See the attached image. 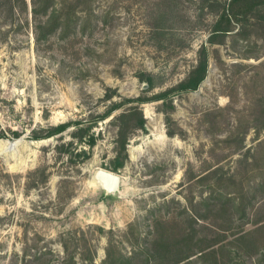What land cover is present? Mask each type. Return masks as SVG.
I'll use <instances>...</instances> for the list:
<instances>
[{
  "label": "rangeland",
  "instance_id": "374dc122",
  "mask_svg": "<svg viewBox=\"0 0 264 264\" xmlns=\"http://www.w3.org/2000/svg\"><path fill=\"white\" fill-rule=\"evenodd\" d=\"M26 1L19 28L7 4L0 12V264H64L71 257L102 264L110 246L114 256L131 257L138 237L151 247L158 232L179 236L195 212L206 216L192 224L197 238L209 240L204 249H218L217 259L197 255L184 264H223L221 246L230 251L226 264H264V229L253 233L248 250L228 242L264 223L254 224L264 221V191L249 220L228 227L225 218L237 212L232 204L222 210V196L237 194L230 179L253 187L261 180L256 168L264 170V30L235 45L229 38L210 57L199 89L176 96L173 110L142 105L146 125L129 140L121 191L103 198L93 175L111 170L119 112L93 129L92 151L86 138L68 154L58 150L73 140V127L41 140L34 133L104 113L109 90L114 100L136 98L180 82L207 43L221 10L216 1L225 0H95L85 31L56 34L39 48ZM77 14L85 16L83 5ZM141 77H149L150 92Z\"/></svg>",
  "mask_w": 264,
  "mask_h": 264
},
{
  "label": "trees",
  "instance_id": "16d2710c",
  "mask_svg": "<svg viewBox=\"0 0 264 264\" xmlns=\"http://www.w3.org/2000/svg\"><path fill=\"white\" fill-rule=\"evenodd\" d=\"M6 1V2H5ZM95 0H84L80 2L79 0H31V12L32 23H33V33L35 39V45L37 48L46 44L51 37L56 34L60 36H67L72 30L80 27L82 31H85L88 22L94 17L93 13V3ZM220 6L221 10L215 23L212 25L209 37L206 44H203L197 53L196 63L192 66V69L188 72L184 79H182L177 84L170 86L164 90L154 93L150 96H139L136 98H122L119 97L118 100H114L116 92L109 90L106 95L105 100L109 102L108 107L102 114H98L96 117L84 121L67 122L56 127L51 128L46 135L35 132L33 138L35 140L46 139L61 135L66 132L71 127L74 128L72 133V141L68 144H62L59 146L58 150L65 154L70 153V148L74 145V142H83L92 149L95 147L97 139L92 133L93 129L97 127L98 123L110 118L116 112L114 119L117 123V154L115 158L110 163V171L113 173H119L120 170L124 169L127 161L129 160L128 145L130 138L135 135L139 130H144L146 125V119L144 118L142 105L147 103H160L162 107L167 110H173V102L176 96L195 92L199 89L201 84L205 81L210 64L211 56H218L220 53V47L224 46L229 38L233 41V44L237 43L239 40L249 39L255 30H264V0H225L224 2L216 1ZM9 6L10 17L13 18V24H16L17 28L21 27L17 16L21 14L28 13L29 6L26 0H0V12H2L5 5ZM83 5L85 10V16H79L77 11L79 7ZM26 24L29 25L28 22ZM238 28L237 32H234ZM141 80L149 81V92L153 89L152 82H150L149 77H141ZM167 110V111H168ZM169 119V118H168ZM13 135L18 136L17 133L12 132ZM0 137L4 138L5 133L0 131ZM86 155V151H82ZM261 161V158L259 159ZM254 164L258 162L254 159ZM256 166V165H255ZM256 168V167H255ZM256 175H260L261 180L255 184L253 187H246L242 181L237 179H230L231 183L236 186L237 194L233 197L230 195L222 196L223 206L222 210L227 211L229 204H232L235 211V215H229L225 220L229 223L228 227L234 222H240L246 218L249 220L247 211L250 206L253 205L255 195L259 191H264V170L262 168H256ZM209 175L203 177L208 179ZM218 184V183H215ZM215 192V187L210 186ZM249 188V189H246ZM215 198V197H214ZM212 197H207L204 202L207 206H212L210 200ZM217 199V198H216ZM216 207V205H215ZM221 212L225 215L227 213ZM195 212V211H194ZM199 219H206L205 215H199L197 212L190 215L189 224L190 229L185 230L179 236L170 238L167 236L165 231L158 232V238L155 239L151 247L142 246L139 244L138 237L136 239V249L133 251V256L124 257L119 254L117 257L114 256L112 247L107 249V257L102 264H162L167 259H171V264H184L192 260L194 256H201V258H206L208 256L214 255L217 259L218 249H215L212 245L207 249H204L203 244L207 243L208 239L197 238V232L192 226L194 222L197 223ZM262 219V218H261ZM260 220V219H258ZM262 223L263 220L257 221ZM160 224L162 222H159ZM258 227L250 231H239L237 236L234 237L229 243H235L239 245L241 250H248L251 245L254 246L256 238L253 233L261 231L264 229V223L258 224ZM227 230V229H223ZM104 232L103 229H101ZM250 235H253L250 239ZM218 243H224L225 239H217ZM217 244V243H215ZM212 248V249H211ZM210 249L209 251H206ZM198 250V251H195ZM204 252V253H203ZM224 252L230 253L227 246H221L219 253L223 255V264H226ZM143 257L144 261L140 263L136 260ZM207 260V259H205ZM87 264H95L92 258ZM221 264L220 260H218ZM217 261V262H218ZM64 264H79L75 258H67Z\"/></svg>",
  "mask_w": 264,
  "mask_h": 264
},
{
  "label": "water",
  "instance_id": "95a60500",
  "mask_svg": "<svg viewBox=\"0 0 264 264\" xmlns=\"http://www.w3.org/2000/svg\"><path fill=\"white\" fill-rule=\"evenodd\" d=\"M148 86L145 85L144 89ZM11 144L9 148H13ZM94 181L101 187L103 198H117L122 186V177L117 173H113L104 169H97L93 175Z\"/></svg>",
  "mask_w": 264,
  "mask_h": 264
},
{
  "label": "bare ground",
  "instance_id": "6f19581e",
  "mask_svg": "<svg viewBox=\"0 0 264 264\" xmlns=\"http://www.w3.org/2000/svg\"><path fill=\"white\" fill-rule=\"evenodd\" d=\"M93 182H95L94 179H93ZM95 183H96V182H95ZM96 184H97V183H96Z\"/></svg>",
  "mask_w": 264,
  "mask_h": 264
}]
</instances>
